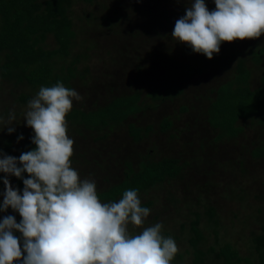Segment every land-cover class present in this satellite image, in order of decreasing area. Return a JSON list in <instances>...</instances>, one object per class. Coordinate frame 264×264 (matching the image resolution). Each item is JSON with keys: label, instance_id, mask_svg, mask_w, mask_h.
Masks as SVG:
<instances>
[{"label": "rangeland", "instance_id": "1", "mask_svg": "<svg viewBox=\"0 0 264 264\" xmlns=\"http://www.w3.org/2000/svg\"><path fill=\"white\" fill-rule=\"evenodd\" d=\"M190 2L76 1L73 5V11L79 14L76 21L85 29L80 35L82 49L89 47L81 54V61L84 63L91 57L87 64L92 77H85L86 63L78 68L75 65L79 76L72 80L71 86L83 99L73 100V106L93 111L115 96H131L133 91L143 89L142 102L151 107L140 110L124 123L107 126L103 130L80 129L66 116L67 134L74 141L71 166L78 171L81 180H94L97 192L119 183L124 179L125 170H129L128 163L138 168L151 150L154 157L177 156L182 158V162H190L178 178L162 182L160 188L151 189L150 194L142 192L139 197L141 202L154 201L149 207V216L141 226L128 225L130 234L135 235L144 228L162 223L161 234L172 237L177 243L178 252L173 259L176 264L181 260L185 264H193L192 257L185 254L192 252L187 239L190 231L187 229L191 226L190 222L196 219L193 212L202 211L205 205H212L219 212L216 215L219 231V238L214 243L216 247L220 246L225 236L226 241L237 245L243 252L247 249L248 238L253 231L261 228L264 220V192H261L264 156L256 157L252 153L257 143L264 142V123L248 119L244 121L245 129L239 135L219 137V130L208 120L211 103L217 95L216 89L234 76L241 57L249 58L246 52L252 43L264 45V34L254 39L222 42L220 52L214 54L212 59L195 53L171 35L176 20L186 14ZM205 3L210 11L215 10L214 0H205ZM50 42L53 44L54 40ZM232 50L238 52L233 58L227 52ZM248 62L253 71L252 79L257 83L261 69H264V61L260 64L253 60ZM189 65H194L197 71L193 72ZM64 66L67 70L69 64L65 62ZM57 72L53 70V78L47 77L45 80L56 81L54 75ZM151 76L155 78L154 82ZM167 79L172 85L182 86V93L157 103L150 98L153 93L150 86ZM59 82L69 88L65 80ZM9 88L10 84L7 83L4 88L0 87V105L3 106L0 114L6 120L10 113H14L16 119L13 126L16 131L21 129L27 133L26 136H33L34 130L27 126L24 119L27 108L18 109L11 99ZM36 94L33 93V97ZM3 98L8 101L2 102ZM4 106L8 114H3ZM164 118H170L173 125L162 132L160 123ZM129 123H136L139 127L153 126L148 136L144 134L142 140L135 141L128 134ZM1 129L2 125L0 133ZM4 130L7 131L6 128ZM105 133L106 136L103 135ZM4 136L5 133L0 134V149ZM17 138L16 146L23 143L21 140L17 142ZM241 160H244V166ZM2 174L5 175L0 173V177ZM9 179L13 188H18L15 179L11 176ZM19 189L22 194L23 188ZM4 191L5 185L0 179V204ZM258 193L260 197H257ZM100 201L113 202L110 199ZM9 214L17 218L19 213L9 207L7 212L0 211V221ZM205 221L201 219L198 225L212 243L214 228L204 227Z\"/></svg>", "mask_w": 264, "mask_h": 264}, {"label": "clouds", "instance_id": "2", "mask_svg": "<svg viewBox=\"0 0 264 264\" xmlns=\"http://www.w3.org/2000/svg\"><path fill=\"white\" fill-rule=\"evenodd\" d=\"M214 3L210 11L205 0H191L172 37L212 59L222 42L264 34V0ZM82 99L62 82L42 86L24 114L36 147L19 157L0 153V173L7 174L0 177L5 185L0 211L11 207L22 217L17 222L6 215L0 221V264H171L178 246L161 234L162 223L135 235L128 230L129 223L141 226L150 213L141 206L138 190H125L118 202L102 203L95 181L81 180L71 166L74 141L67 134L66 116L73 100ZM15 119L14 113L6 120L0 116L3 130L14 133ZM23 139L21 133L17 142ZM12 175L23 180L22 194L13 188Z\"/></svg>", "mask_w": 264, "mask_h": 264}, {"label": "trees", "instance_id": "3", "mask_svg": "<svg viewBox=\"0 0 264 264\" xmlns=\"http://www.w3.org/2000/svg\"><path fill=\"white\" fill-rule=\"evenodd\" d=\"M76 1L80 0H0V87L4 88L5 83L10 84L11 99L18 105V109L26 110L28 101L33 98V93H37L42 86L51 87L60 80H65L72 89V80L79 76L74 69L75 65L77 68L82 67L91 58L89 57L84 63L81 61V54L89 47L82 49L80 35L85 29H82L81 24H77L76 21L79 16L76 11H73ZM50 40H54L53 44ZM227 52L232 55L231 58L238 53L237 50ZM246 54L249 58L239 59L234 76L216 89L217 95L209 109L208 120L214 128L219 130V137L239 135L245 129L244 121L248 119L257 121L259 124L264 123V69H261L255 83L252 79L253 71L248 62L253 60L260 64L264 61V45L259 42L254 45L252 43ZM65 62L69 64L67 70L64 66ZM190 66L193 72L197 71L193 65ZM84 68L85 77L91 78L88 64ZM53 70L58 71L54 75L57 80L53 79L50 82L45 80L47 77L53 78L51 75ZM150 78L154 82L155 78L153 76ZM151 87L153 93L150 98L157 103L182 93V86L172 85L168 79L157 85L151 84ZM142 91L144 90L133 91L131 96H115L110 102L96 107L93 111H85L73 106L67 117L80 129L103 130L107 126L124 123L130 116L140 113V110L151 107L142 102L144 100ZM7 101V99L2 100V102ZM154 105L157 106V104ZM1 107L3 106L0 105ZM2 110L3 114L9 112L5 106ZM160 125L164 132L172 127L173 122L170 118H164ZM152 126L139 127L136 123H129L128 134L135 141L142 140L144 134L148 136L151 133L149 131ZM1 132L0 134L5 133L4 139L1 140L2 153L19 157L23 152L36 147L31 142L34 133L33 136L28 137L27 133L21 129H17L14 134H9L2 129ZM21 133L24 136L21 140L23 143H19L17 147L16 137ZM103 135L106 136V133ZM152 151L144 156L138 168H134L129 162V170H125L124 179L112 187L97 192L98 198L115 201L121 199L123 192L128 189L138 190V197L142 196V192L150 194L151 189L160 188L162 182L178 178L184 167L190 164L189 161L182 162V158L177 156L154 157L153 153L151 154ZM252 153L256 157L264 156V142L257 143ZM241 164L244 166V160H241ZM243 170L247 169L243 168ZM5 175L2 174V177ZM23 175L25 178L29 177L26 172ZM11 177L15 179L18 188H24L22 179L14 175ZM261 186L263 189L261 192H264L263 181ZM257 197H260L259 193ZM153 203V200H147L141 202V206L149 208ZM193 214H196V219H192L191 226L187 229L190 231L187 239L192 252L185 253L186 256L192 257L193 264H264V220H262L261 228L253 231L248 238L247 249L242 252L237 245L226 241L225 236L219 247L214 246L216 238H219L217 208L205 205L202 211H196ZM21 219L22 217L18 214L17 222ZM201 219L206 220L204 227L214 228L212 243L209 242V238L207 239L208 236L202 233V227L198 225ZM16 235L22 234L17 232ZM181 255L183 257L184 254ZM181 261L178 264H182ZM173 264L176 263L173 261Z\"/></svg>", "mask_w": 264, "mask_h": 264}]
</instances>
